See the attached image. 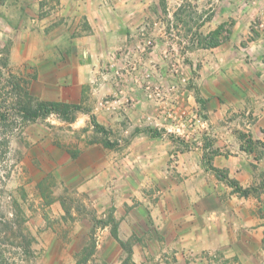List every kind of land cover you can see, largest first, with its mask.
I'll use <instances>...</instances> for the list:
<instances>
[{"label":"crops","instance_id":"obj_1","mask_svg":"<svg viewBox=\"0 0 264 264\" xmlns=\"http://www.w3.org/2000/svg\"><path fill=\"white\" fill-rule=\"evenodd\" d=\"M35 2L38 11L46 13L40 22L51 30L47 38L38 39L41 40L39 47L33 48L30 43L25 58L37 57L34 61L38 63V78L33 86H37L35 90L43 100L90 107L91 101L95 102L97 97L118 93L122 89L117 87L114 77L117 66L123 61L147 63L153 57L160 59L164 35L160 37L158 34L155 50L136 49L143 19L152 12L150 0ZM213 50L203 48L202 52L207 54ZM208 60L210 57L206 55L205 61ZM211 72L209 68H202L198 75L201 78L198 92L205 97L209 108L238 106L243 113L241 120H228L222 125L217 120L221 126L212 128L211 124V131L206 130L207 135L223 145L218 153L211 154V166L205 165L207 160H204L206 152L211 149L209 147L202 151L178 152L185 164H168L169 158L175 156L170 142L165 143L152 135L134 134L125 144L119 139L121 144L107 146L105 141L108 140H103L102 131L93 126L91 117L84 112L68 125L80 129L83 137L96 133L98 136L92 141L85 138L73 148L58 145L54 128L65 123L60 118H48L50 123L46 133L37 132L40 136L36 142L47 135V138L52 137L45 146V157L52 162V170L69 165V180L84 194L85 201L93 203L104 215V211L113 209L119 239L115 238V244L111 240L113 234L105 227L108 240L102 256L106 262L115 260L111 249H117L121 254L120 241L148 236L157 240L159 264H264L261 260L264 216L259 204L260 195L256 193L262 181L260 174H264V143L257 142H264V92L260 90L255 96L250 92L223 101L221 97L213 96L219 86L216 81H211ZM152 73V77L159 79L168 72L155 69L151 70ZM127 88L129 94L141 90L135 84ZM193 89L189 90L190 99ZM161 101L163 99H158L157 104L160 105ZM135 107L136 114L157 108L148 99ZM120 115L118 111L107 117L102 110L94 116L105 129L127 134L129 128H122L124 123ZM205 121L207 127L212 123ZM243 137L253 140L250 149L245 148L246 138ZM215 169H220L227 178L219 176ZM230 180L242 188L251 190L254 187V190L243 196L235 192ZM135 203L140 207L134 208ZM138 209L147 214L145 218H139ZM183 238L190 239V243H184ZM146 245L148 241L133 245L136 263L147 260ZM208 253H215L214 257L206 256ZM192 254H197L194 260ZM187 258L191 261L186 262Z\"/></svg>","mask_w":264,"mask_h":264},{"label":"rangeland","instance_id":"obj_2","mask_svg":"<svg viewBox=\"0 0 264 264\" xmlns=\"http://www.w3.org/2000/svg\"><path fill=\"white\" fill-rule=\"evenodd\" d=\"M150 4L152 12L143 19L139 29L140 42L136 49L155 50L158 34L160 37L164 35L165 44L160 59L153 57L147 63L130 59L123 61L122 65L117 66L118 71L114 77L117 87L122 89L118 93L97 97L95 102L91 101L90 107L81 105L83 109L76 116L84 112L92 118L103 110L109 117L110 113L119 111L123 117L122 128H129L130 132L125 134L106 129V132L101 133L103 140L119 145V139L125 144L134 134L158 137L165 143L170 142L172 154H175L168 160L172 166L185 164L178 157V152L202 151L209 147L211 149L206 152L204 160H207L205 165L211 166V154L223 148L215 137L207 135L211 124L212 128H216L228 120H241L243 113L238 106L224 109L211 106L210 109L205 97L199 95L198 82L201 78L198 75L202 68L213 71L210 73L211 81H216L215 84L219 86L212 89L216 91L213 96H219L223 101L250 92L254 96L260 90L264 92V0H150ZM36 6L35 0H0V52L2 58L7 59L8 68L21 78L31 94L43 100L35 90L37 86H33L38 78V63L34 61L37 57L25 58L30 43L33 48L39 47L41 40L38 39L47 38L51 30L40 22L46 13L38 11ZM25 7L35 10H26ZM221 25L223 28L218 36L220 44L207 46V38ZM203 48L214 50L204 54ZM206 55L210 57L207 62ZM155 69H165L168 73L158 79L152 77L153 73L151 75V70ZM134 84L140 86V92L129 90L133 93H127L126 90L130 89L127 87ZM148 85L150 89L146 88ZM191 88L195 91L190 99ZM145 99L155 103L157 108L147 113L145 109L142 110L143 114H136L135 105ZM158 99H163L160 105L157 104ZM101 100L113 107L101 108ZM173 117L180 121L173 120ZM48 118L55 120L59 117L54 114ZM48 118L19 127L11 135L8 159L0 165V188L4 191L1 215L17 219L18 223H22L24 217V226L34 238L31 253L26 256H22L21 250L14 244L5 247L0 242L8 264H125L129 249L132 258L128 264H159L157 240L148 236H134L124 241L126 246L119 244L121 254L117 249H111V256L115 260L111 263L105 261L102 256L108 240L105 227L112 233L117 225L114 211L110 208L104 211V215L98 212L99 209L93 203L85 201L84 194L69 180V165L52 170V162L45 157V146L52 137L47 138V135L35 141L40 136L38 131L46 133L50 123ZM199 120L212 123L203 129ZM68 123L65 121L55 125V142L58 145L72 147L85 138L92 141L98 136L92 132L90 136L83 137L84 133L80 129ZM191 123L193 126H189ZM243 144L250 149L253 140L246 138ZM260 176L262 181L255 191L260 195L259 204L264 216V174ZM139 207L135 203L134 208ZM138 210L139 218H145L147 214L142 209ZM12 240L10 242H14ZM111 240L116 239L112 236ZM147 241V260L136 263L133 260V245L146 244ZM183 241L190 243V239L186 241L183 238ZM262 244L264 246V237ZM208 254L204 255L214 257L215 253ZM196 255H190L192 260ZM261 260L264 262V252ZM190 261L186 259V262Z\"/></svg>","mask_w":264,"mask_h":264},{"label":"trees","instance_id":"obj_3","mask_svg":"<svg viewBox=\"0 0 264 264\" xmlns=\"http://www.w3.org/2000/svg\"><path fill=\"white\" fill-rule=\"evenodd\" d=\"M223 26H219L210 37L207 38V46L215 47L220 44L218 36L221 33ZM80 104L59 101V100H41L28 89V86L23 83L20 77H17L9 68L7 59L2 58L0 52V165L8 159L10 153V143L14 132L19 127H25L29 123L36 122L39 119H46L51 115H58L63 121L72 123L76 120V113L82 110ZM93 126L102 132H106L104 126L99 124L96 117L91 118ZM107 146H113L109 141H105ZM217 174L222 178L227 176L220 170L215 169ZM230 183L235 186V191L241 195H248L250 188H242L235 181L230 180ZM4 191L0 188V242L1 245L10 246L14 244L21 250V255L26 256L31 253V244L34 238L26 230L24 223L26 219L23 217L22 223H18L17 219L7 218L1 215L2 197ZM111 220L113 218L111 217ZM114 221V220H113ZM27 231V232H26ZM112 234L116 239H119L117 225L114 226ZM14 242H10L13 241ZM126 246L124 241H120ZM95 246V245H94ZM5 250L0 246V264H8V259L5 257ZM131 249H129V257L125 264L130 263L132 258ZM79 264V262L77 263Z\"/></svg>","mask_w":264,"mask_h":264},{"label":"built area","instance_id":"obj_4","mask_svg":"<svg viewBox=\"0 0 264 264\" xmlns=\"http://www.w3.org/2000/svg\"><path fill=\"white\" fill-rule=\"evenodd\" d=\"M147 76L150 77V73H148ZM146 88H147V89H150L151 86L148 85ZM158 93H159V92H158ZM99 105H100L101 108H108V109H109V108L113 107V105H112V106L109 105L108 102L105 101V100H101L100 103H99ZM149 119H150V118H149ZM172 119L175 120V121H180V119H176V117H173ZM198 122L200 123L201 127H203V128H206V127H207V125H206V121H205V120H204V121H200V120H199ZM189 126H193V124L191 123ZM179 130H180V129L178 128L177 131H179Z\"/></svg>","mask_w":264,"mask_h":264}]
</instances>
